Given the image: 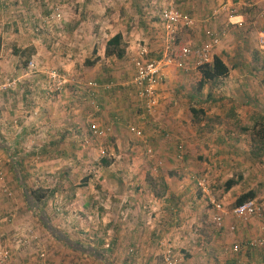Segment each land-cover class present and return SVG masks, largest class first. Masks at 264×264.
I'll return each instance as SVG.
<instances>
[{
  "label": "crops",
  "instance_id": "obj_1",
  "mask_svg": "<svg viewBox=\"0 0 264 264\" xmlns=\"http://www.w3.org/2000/svg\"><path fill=\"white\" fill-rule=\"evenodd\" d=\"M17 1L23 5L18 8L31 13L36 10L29 8L46 11L51 0H30L32 7L26 4L27 0H0V83L24 78L23 87L0 93V152L9 158L11 143L28 141L29 134L38 133L37 130L39 138H46L43 142L48 148L51 142H61L64 128L69 130L76 123L66 117L67 112L77 113L85 99H90L86 87L81 96L73 86L51 95L48 83L43 85L54 70L76 78L73 63L76 50L90 44L86 34L78 35L81 25L72 21V8H66L70 18L64 21L62 15L55 27H42L32 18L23 23L17 20L15 25L16 21L3 15ZM63 1L58 0L57 9L65 10ZM88 3L86 8H80L85 12L90 8L93 26L98 22L99 27H94L90 35V56L95 65L86 64L85 69L92 67V82L99 85L96 101L100 107L92 109L89 119L92 124L111 127L113 133L124 139L132 133L140 144L130 152L114 155L127 158L132 165L118 168L107 162L106 168L96 171L98 181L92 184L73 187L62 182L53 187L48 198L51 210L57 207L60 212L55 213L57 224L48 210L41 208L42 214H47V221L51 219L52 226L59 230L60 225L70 229L71 221L84 226L83 229L89 223L92 231L83 237L86 243L77 241L65 229L59 232L60 239L78 244L69 245L71 251L92 255V264H166L164 250L168 247L188 264H264V247L257 250L244 247L240 256L226 254L234 245L245 246L252 239L264 237V219H251L248 223L228 219L223 229H217L213 208L194 181V177L206 178L213 198L227 208L234 207L249 192L256 194L254 199H264V49L259 43L264 34V0H177L178 8L190 15L195 24L178 30L172 39L161 20L164 0H88ZM233 9L235 14L231 13ZM53 18L56 19L54 15ZM52 30L61 37L56 44L42 40L46 37L42 33ZM70 30L76 32L69 36ZM208 30L221 38L213 59L222 60L229 68L228 75L209 80L203 69L195 67L194 58L186 60L188 71L175 66L166 68L157 87V113L147 119L135 83V65L129 63L160 59L168 53L173 56L179 43L197 49L208 40ZM115 36L121 37L124 50L121 59L116 54L106 56L107 44ZM82 39L84 45L80 43ZM112 62L116 63L110 65ZM31 63L34 67L29 66ZM50 125L56 130L46 132ZM132 128L142 136L137 137ZM140 146L142 151L138 149ZM148 148L156 156L145 162ZM173 154L178 157L184 154L183 158L191 164L184 168L179 179L174 177L178 171L169 166L175 158ZM161 160L165 168L157 171L152 166ZM19 168L14 166L13 173H18ZM146 174L156 181H142ZM231 179L236 184L227 189L226 183ZM8 188L4 186L3 191ZM23 197L28 204L27 194ZM195 222H199L202 233L199 249L191 244L193 232L187 231V225ZM232 224L236 225L234 232L229 230ZM45 234L48 232L42 236ZM42 242H46L45 237L36 244ZM58 242L61 246L65 244L64 240ZM16 254L21 264H64L61 258L45 251L39 257L28 250ZM41 254L45 258L40 259ZM107 255H111V262L107 261ZM71 263L69 259L66 264Z\"/></svg>",
  "mask_w": 264,
  "mask_h": 264
},
{
  "label": "rangeland",
  "instance_id": "obj_2",
  "mask_svg": "<svg viewBox=\"0 0 264 264\" xmlns=\"http://www.w3.org/2000/svg\"><path fill=\"white\" fill-rule=\"evenodd\" d=\"M26 2L28 6L32 7L33 4L32 2V5L30 4V0H27ZM101 3L104 4V2ZM56 4H58V0H51L49 8H47L46 11L38 8H29V10L31 11L36 10L30 13L27 10L26 12H24L22 11V8H18V6L22 4L17 1L12 3L13 8H11V11L7 15H3V17H7L11 21H16L14 23L15 25L17 24V20L23 23L24 20L30 22L32 18L34 21H39L42 27H55L57 19H54L53 15L55 14V10L57 9ZM88 4V0H80V2L78 3H76V0H64L62 6L66 11L60 8V12L62 11L61 13L63 15L62 20L64 21L65 19H69L71 16L66 8H72V17H74L72 21L77 22V25H81V30L78 29V35H81V37H83L86 34L89 37L87 38V41L90 44L81 48L80 46H78L79 48L76 50L77 54L73 63L76 66L75 70L77 77H69L67 73L63 75L71 81L65 86L63 91L65 92V90L69 86H73L77 88L76 90L79 91V96L84 93L85 86L89 82H92V67H88V69H85V67L87 66V60L92 61V57L90 56L92 53V38H90V35H92L94 27H99L98 22H96V24H94L93 26L92 15H90L89 13V11L92 10H89L90 8H88V10L85 12V9L82 11V9L80 8H86ZM94 17L97 16H95L94 14ZM30 31L31 34L33 31ZM35 31L37 30L35 29ZM74 32L76 31L70 30L69 36H71ZM99 32L100 30L98 31V33ZM27 33L28 32H26L25 36L29 37V34ZM43 34H46V37H44L42 40H48L53 44H56L57 40L61 39L56 30H52L51 32L45 31L44 33H42V35ZM66 35L68 36V34ZM83 41L84 40L82 39L80 42L82 45H84V43H82ZM53 44H50V48H53V46H51ZM116 62H112L110 65H114ZM129 65L133 67L134 62L129 63ZM14 81H16L17 83V85L15 86L16 89L18 87H23L24 78L17 77L9 80V82ZM46 82L48 83V91L51 93V95L63 92H56L51 87L49 74L48 79L44 80L43 85L46 84ZM15 88L10 90L14 91ZM78 108L79 111L77 113H73L71 111L67 112L68 116L66 117L74 120L76 123H74L75 126L70 127L69 130H66L64 128V139L61 141L62 143L51 142V144L49 142L51 146L50 148H48L47 144L43 142L46 138H44L43 136L39 138L38 133L40 130H37L38 133L31 132L32 134H29L28 141L11 143L10 158L6 155V153L0 152V247H8L15 253L21 252L22 250H28L29 252H34V255L38 257L41 251L49 252L50 256L61 258V261L64 264H66L69 259L72 262L71 264H92V255L84 256V254L80 252L78 253L71 251L69 249V245L75 247L78 244H76V242L72 244L68 242L66 238L60 239L61 232H59L65 229V231H68L72 235H74L77 241L86 243V241L83 240V237L91 235L90 232L92 231L89 223L87 226H85V229H83L84 226H82L81 228L79 224L71 221L69 223L71 225L70 229L67 227L62 228L63 225H60L61 230H59L58 228H54L55 226H52L53 223L51 221L53 219L55 221L54 223L56 224L58 221L55 213L57 212V214L60 215V212L56 210L57 207L56 209L54 207L51 210L52 206H50V197L45 202H43V210H46V212L48 210L50 214L49 217L52 219L51 220L49 218V222L47 221V214L45 215L44 212V214H42V210L38 209V207H36L34 203L27 204L23 197V194L26 193L27 195H29L28 191L34 190L45 191L50 194V190L53 187H58V184L62 182H69L73 187L92 184L94 183V181H98V175L96 174V171L100 169L103 170L104 167L106 168L107 164H105V162H113L112 164H116V167L118 166V168L132 165V161L130 162V160H128L127 158H117L115 156L125 151L130 152L133 148L137 149L140 143L138 142L136 137L131 133V135H129L130 137H128V135H125L124 139L121 136L117 135V133H113L112 129L109 136L103 141V145L105 146V149L107 151V155L105 156V158H103L100 154L98 143H94L92 146H88L84 143V139L85 137H87L86 131L88 130L89 125L92 124L91 118L89 119L90 112H92L93 109L92 99L86 98L84 101V106ZM151 118L153 117L147 116V119ZM50 126L47 127V130L45 127L46 132L56 130V128H54L52 125ZM62 146L63 150H60ZM138 149L142 151L143 146H140V148ZM183 155L180 154L178 157V154H173L175 158L173 157V161H170V165L168 164L169 166L174 167L173 171H178V173H176L174 176L176 179L183 177L184 168L186 169L187 167H191V164L187 163L186 159L183 158ZM155 156V152L153 153V155L147 154V157H145L143 160L146 162L155 158ZM18 164H20L18 173H13L14 166L18 167ZM152 167L157 169V171H162L165 168V162H163L162 160L158 161ZM195 175L200 176L199 174ZM155 177H157V174H155ZM144 180L150 183L156 181L154 180V177L147 174L142 181ZM19 183L23 184L24 189L21 188V185ZM4 186H6L7 188L9 187L7 189L8 191H3ZM197 189L200 193V189L198 187ZM9 193L12 194L10 195ZM201 195L203 196L202 193ZM208 205L211 207L209 203ZM29 206L33 207V209L29 210L27 208ZM198 223L199 222H195L191 223L189 226L187 225V231L193 232L194 240H192L191 244L192 246H195L199 249L202 245V237H200L202 236V233L199 231L200 226L198 225ZM46 232H48V234L42 236V234L44 235V233ZM53 236H55V239L53 238ZM44 237L46 239V242H42L41 244L37 245L36 243L39 240L44 239ZM58 240H64L65 244H68V247L65 246V244H62L63 246H61ZM178 251L182 252L179 249ZM109 257H111V255H107V261L111 260ZM102 261L105 262V259H102Z\"/></svg>",
  "mask_w": 264,
  "mask_h": 264
},
{
  "label": "built area",
  "instance_id": "obj_3",
  "mask_svg": "<svg viewBox=\"0 0 264 264\" xmlns=\"http://www.w3.org/2000/svg\"><path fill=\"white\" fill-rule=\"evenodd\" d=\"M232 14L236 11L233 9ZM56 19L62 18V13L59 9L55 10L54 14ZM161 20L170 31V39L180 29H189L194 26V19L183 13L177 6V0H164L161 10ZM208 40L204 45L197 49L179 43L177 52L172 56L166 54L160 59H140L136 60L134 65L136 69L135 83L139 89V97L143 102V110L149 117H154L157 113L159 100H158V85L163 81L164 70L168 67L175 66L181 71H188L189 65L186 60L188 58H194L195 67L198 70L205 68L213 63V54L215 48L220 44L221 38L215 32L208 30L206 32ZM259 43L262 49H264V34L260 37ZM32 67L34 65L31 63ZM50 85L56 92L64 90L65 86L71 81L68 78L62 76L58 71H51L49 73ZM16 81L0 83V93H5L10 89L15 88ZM89 89L90 98L92 99L93 108L100 109L99 104L96 101V89L99 87L97 83L89 82L86 86ZM112 128L103 127L97 124H90L87 132V137L84 139V143L88 146H92L94 143H98L101 156L105 157L107 151L103 145V141L109 136ZM138 137L142 136V133L131 129ZM147 154L153 155V149L148 148ZM197 187L203 196H206L209 204L214 210V223L217 229L221 230L225 227L228 219H233L236 223H248L251 219H264V199H249L241 205H235L233 208H227L222 203L216 201L211 195L209 190L208 180L206 178H196ZM10 195L12 193H9ZM231 232L236 231V225L229 226ZM245 249L257 250L264 247V237L252 239L246 243L245 246L234 245L227 249L226 254L231 256H240ZM45 254H41L40 259L45 258ZM165 263L166 264H188L179 255H175L171 247L165 250ZM0 264H21L18 255L8 247H0ZM210 264V263H206Z\"/></svg>",
  "mask_w": 264,
  "mask_h": 264
},
{
  "label": "trees",
  "instance_id": "obj_4",
  "mask_svg": "<svg viewBox=\"0 0 264 264\" xmlns=\"http://www.w3.org/2000/svg\"><path fill=\"white\" fill-rule=\"evenodd\" d=\"M120 42H121L120 36H115L113 39H111L108 42L107 44L108 47H107V52H106L107 57L112 56L113 54H116L117 58L119 59L123 57L122 52L124 50ZM86 64L88 66L95 65L94 62L89 61V60L86 61ZM203 70H204L205 77L209 80H213L218 77H225L229 73V68L218 57H215L213 59V63L203 68ZM105 164H108V163L105 162ZM18 166H20V164H18ZM234 184H236L235 180L231 179L227 181L226 188L230 189L232 186H234ZM48 196L49 194L45 191L34 190V191H29V195H27V200H28V203H34L35 206L38 207V209H41V208L43 209V205H44L43 202L47 200ZM255 197H256V194L253 192L246 193L237 200L236 205H241L247 200L254 199Z\"/></svg>",
  "mask_w": 264,
  "mask_h": 264
}]
</instances>
